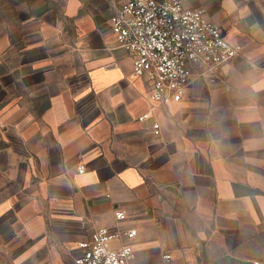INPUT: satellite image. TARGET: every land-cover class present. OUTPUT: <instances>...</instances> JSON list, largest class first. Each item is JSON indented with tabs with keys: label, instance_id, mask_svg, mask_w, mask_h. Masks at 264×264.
Segmentation results:
<instances>
[{
	"label": "crops",
	"instance_id": "crops-1",
	"mask_svg": "<svg viewBox=\"0 0 264 264\" xmlns=\"http://www.w3.org/2000/svg\"><path fill=\"white\" fill-rule=\"evenodd\" d=\"M119 1L44 0L19 25L32 57L0 71V263L75 264L96 227L133 226L130 264H264V0H182L242 50L170 106L113 34Z\"/></svg>",
	"mask_w": 264,
	"mask_h": 264
},
{
	"label": "built area",
	"instance_id": "built-area-1",
	"mask_svg": "<svg viewBox=\"0 0 264 264\" xmlns=\"http://www.w3.org/2000/svg\"><path fill=\"white\" fill-rule=\"evenodd\" d=\"M109 21L119 44L132 54L134 74L146 80L149 97L157 105L180 102L194 80H217L222 66L242 50L241 44L223 35L204 8L182 0H120ZM146 117L143 113L139 120ZM85 169L79 164V172ZM115 214L119 220L126 217L122 210ZM137 234L133 226H98L79 242L82 253L75 264H130ZM117 240L122 243L116 247ZM171 258L170 252L163 254L165 264H172Z\"/></svg>",
	"mask_w": 264,
	"mask_h": 264
},
{
	"label": "rangeland",
	"instance_id": "rangeland-1",
	"mask_svg": "<svg viewBox=\"0 0 264 264\" xmlns=\"http://www.w3.org/2000/svg\"><path fill=\"white\" fill-rule=\"evenodd\" d=\"M43 1L0 0V71L4 68L3 65H7L9 68L15 67L22 60L32 57L30 54L22 56L21 43H16L17 36L21 31L19 25L29 22L33 11L37 10V5ZM5 97V94L0 91V100Z\"/></svg>",
	"mask_w": 264,
	"mask_h": 264
}]
</instances>
